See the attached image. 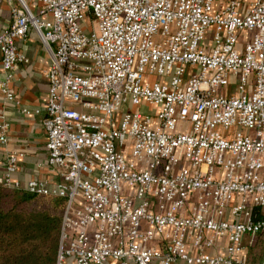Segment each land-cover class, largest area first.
Listing matches in <instances>:
<instances>
[{
	"label": "built area",
	"instance_id": "1",
	"mask_svg": "<svg viewBox=\"0 0 264 264\" xmlns=\"http://www.w3.org/2000/svg\"><path fill=\"white\" fill-rule=\"evenodd\" d=\"M17 1L0 94L34 30L51 175L26 189L67 199L56 264L243 263L264 230V0ZM8 128L0 112L1 144ZM23 156L1 183L23 186Z\"/></svg>",
	"mask_w": 264,
	"mask_h": 264
},
{
	"label": "crops",
	"instance_id": "2",
	"mask_svg": "<svg viewBox=\"0 0 264 264\" xmlns=\"http://www.w3.org/2000/svg\"><path fill=\"white\" fill-rule=\"evenodd\" d=\"M229 1L231 0H215L216 8L224 7ZM17 4V0H0V30L13 22L12 7ZM17 45L29 58V62L20 64L14 73L11 87L15 91V99L6 101L0 94V112L4 114L9 124L8 142L0 143V178L5 171L4 162L7 154L22 152L24 156L15 177L26 186L31 179L48 181L51 175L47 167L43 166L46 164L48 153L43 119L46 115L45 104L50 89L45 70L49 67L51 58L43 41L34 30L29 32L28 37L19 38ZM3 77L0 73V79ZM24 109L29 112H24ZM248 242L249 238L246 237V243ZM217 245L206 248V252L215 253L224 249V241H219ZM111 264L119 263L112 261ZM175 264L186 263L179 261Z\"/></svg>",
	"mask_w": 264,
	"mask_h": 264
},
{
	"label": "trees",
	"instance_id": "3",
	"mask_svg": "<svg viewBox=\"0 0 264 264\" xmlns=\"http://www.w3.org/2000/svg\"><path fill=\"white\" fill-rule=\"evenodd\" d=\"M67 205L65 197L52 193L30 192L0 182V264H56L62 220ZM264 219V208H253ZM259 238L264 230L257 234ZM256 235V236H257ZM252 254L240 264H260L264 254Z\"/></svg>",
	"mask_w": 264,
	"mask_h": 264
},
{
	"label": "rangeland",
	"instance_id": "4",
	"mask_svg": "<svg viewBox=\"0 0 264 264\" xmlns=\"http://www.w3.org/2000/svg\"><path fill=\"white\" fill-rule=\"evenodd\" d=\"M260 240V245L256 246V250L254 252L255 254V257H259L260 255L262 256V254H264V235L259 238V236L257 235L253 242L251 244L248 245V253H249V256L252 254V250L254 249L253 247L255 246L256 242ZM261 263L260 264H264V258L262 259V261H260Z\"/></svg>",
	"mask_w": 264,
	"mask_h": 264
}]
</instances>
